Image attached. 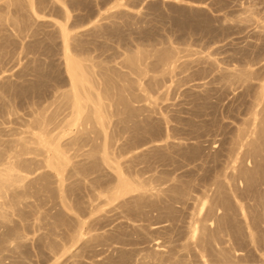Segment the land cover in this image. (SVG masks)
<instances>
[{"label":"bare ground","instance_id":"1","mask_svg":"<svg viewBox=\"0 0 264 264\" xmlns=\"http://www.w3.org/2000/svg\"><path fill=\"white\" fill-rule=\"evenodd\" d=\"M31 11L35 14L33 8ZM102 20H95L89 28H102ZM54 22L60 35L36 40L33 45H61L67 89L56 90L53 110L45 107L35 111L29 130L3 139L9 131L0 129V198L9 191L11 202L32 190L39 195L51 192L59 209L51 216L49 231H39L30 246L26 241L31 227L29 214L48 217L43 201L32 207L11 204L20 213L18 221L5 218L9 204L0 202V264H33L28 258L33 249L41 256L55 254L57 231L62 232V248L69 254L66 260H57L58 264H242L238 249L224 245L253 244L262 250L264 81L258 84L250 116L242 121L243 127L228 149L233 183L225 172L218 171L210 179V188L198 196L193 179L185 174L173 176L169 168L185 161L181 169L188 167V174L203 176L216 157L204 160L198 157L200 148L170 143V134L160 140L151 137L137 121L143 107L134 106L132 99L140 98L136 93L143 89L141 77H146L144 63L150 54L138 49L124 57L122 68L138 78H125L116 93L115 77L125 75L121 68L75 54L76 47L84 48L92 39L78 40L76 31L82 30L75 21L71 25ZM254 30L264 33L263 26ZM105 32L114 35L118 29L111 26ZM6 34V29L0 31L3 45L7 44ZM24 51L25 46L0 57V63ZM153 56L157 66L176 60L177 52L166 48ZM204 59L218 70L220 90H234L254 79L252 68L218 66L210 55ZM37 73L41 79V71ZM166 74L163 69L161 76ZM160 82L155 76L148 84L155 88ZM124 91L131 96L127 98ZM6 93L0 84L4 106ZM111 107L121 108L120 121L132 129L129 135L117 137L109 132L114 114ZM246 158L254 162L253 169L242 161L237 165L238 159ZM236 179L246 183L245 192L257 201V210L249 212L242 202Z\"/></svg>","mask_w":264,"mask_h":264},{"label":"rangeland","instance_id":"2","mask_svg":"<svg viewBox=\"0 0 264 264\" xmlns=\"http://www.w3.org/2000/svg\"><path fill=\"white\" fill-rule=\"evenodd\" d=\"M100 18L102 28H89ZM54 20L70 25L75 21L82 30L76 31L78 40L92 39L84 48L76 47L75 54L121 68L125 75L113 76L116 93L125 84V78H138L122 68L124 57L138 49L146 50L150 57L144 63L147 73L146 77H141L143 89L136 93L139 99H132L134 106L144 108L137 118L140 127L158 140L170 134V143L200 148L198 157L204 160L206 156L216 157V162L209 164L203 176L188 174V167L181 169L185 161L169 168L173 176L185 174V178L195 181V195L201 196L210 188V179L218 171L225 172L230 184L233 183L230 170L233 163L228 149L238 129L243 127L242 121L250 116L258 84L264 81V33L254 30L257 26L264 27V0H179V3L175 0H0V31L6 29L7 33V44L3 45L0 38V57L25 46L24 53L0 63V84L8 100L6 106L0 103V129L9 131V136L4 135L3 139L29 130L35 111L45 107L53 110L56 90L67 89L61 45H33L36 40L60 35ZM111 26L116 27L118 33L107 34L105 30ZM99 31L102 33L98 35ZM166 48L177 52L176 60L155 66L153 54ZM206 55L215 59L218 66L252 68L254 79L234 90H220L218 70L204 59ZM163 69L167 71L165 76H161ZM155 76H159L161 82L150 88L148 81ZM124 94L127 98L131 96L127 91ZM120 109L111 107L114 114L108 126L109 132L117 137L127 136L132 131L120 121ZM240 152L238 157L242 159ZM241 161L248 169L255 166L249 158L238 159L237 165ZM29 178L28 174L25 180ZM235 184L249 212L257 210V201L245 192L246 183L236 179ZM260 189L264 198V184H260ZM11 200V191L0 198L2 204H9L4 216L12 221H18L20 213L11 204L32 207L39 200L43 201L48 217L29 214L31 227L26 241L31 246L39 231L51 228V216L59 209L57 200L51 192L39 195L35 190ZM61 233L57 231L54 235L58 241L55 254L41 256L32 248L29 260L33 264H58L57 260H66L69 254L62 248ZM224 247L238 249L242 264H264V248L256 250L253 244L232 242Z\"/></svg>","mask_w":264,"mask_h":264}]
</instances>
